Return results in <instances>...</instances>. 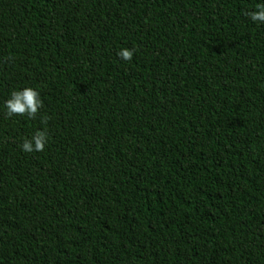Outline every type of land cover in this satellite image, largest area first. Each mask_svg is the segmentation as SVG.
<instances>
[{
    "label": "trees",
    "instance_id": "obj_1",
    "mask_svg": "<svg viewBox=\"0 0 264 264\" xmlns=\"http://www.w3.org/2000/svg\"><path fill=\"white\" fill-rule=\"evenodd\" d=\"M261 4L0 0V264H264Z\"/></svg>",
    "mask_w": 264,
    "mask_h": 264
},
{
    "label": "clouds",
    "instance_id": "obj_2",
    "mask_svg": "<svg viewBox=\"0 0 264 264\" xmlns=\"http://www.w3.org/2000/svg\"><path fill=\"white\" fill-rule=\"evenodd\" d=\"M257 10L246 13L253 22L264 24V4L257 5ZM117 55L124 61H131L134 51L128 48H122ZM43 107V102L37 90L31 87H25L23 90H14L10 98L5 101L6 114L8 117L15 115L27 116L29 119H35L39 110ZM48 117L42 118V123L46 124ZM48 143L46 130L37 131L30 139H25L22 144V150L26 153L33 151L42 152Z\"/></svg>",
    "mask_w": 264,
    "mask_h": 264
}]
</instances>
